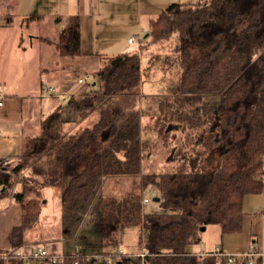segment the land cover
I'll use <instances>...</instances> for the list:
<instances>
[{
  "label": "trees",
  "instance_id": "trees-1",
  "mask_svg": "<svg viewBox=\"0 0 264 264\" xmlns=\"http://www.w3.org/2000/svg\"><path fill=\"white\" fill-rule=\"evenodd\" d=\"M173 37V54L160 62L151 54L145 68V45L135 53L107 58L94 73L100 90L67 102L75 116L94 113L96 121L69 132L64 128L68 119L63 108L56 109L42 121L40 134L26 141L12 176L0 177V198L8 193L10 182L27 170L40 180L38 193L28 200L34 189L26 184L15 194L22 209L20 223L9 234L15 248L23 245L25 234L40 218L47 204L45 188H61L63 213L70 219L80 216L111 180L141 177L139 194H126L123 199L98 194L89 220L99 242L80 235L86 251H73L58 260L51 255L26 261L17 249L2 250L0 264H143L139 253L120 252L125 230L134 225L142 228L144 264H229L217 250L200 253L193 247L201 244L203 227L218 225L221 236L241 233L244 198L263 190L264 0L171 4L152 21L144 41L156 44ZM80 44L79 17L73 16L56 49L62 57H75ZM176 67L177 80L167 81L163 73ZM159 72L166 91L177 99L167 98L162 104L157 132L170 136L179 129L191 137L202 128L203 133L180 148L172 146L168 160H177L176 169L142 175L148 152L141 141L140 98L145 82ZM204 96L215 98L217 104L207 103ZM188 145L202 150L190 154L185 150ZM151 186L159 198H153L158 210L142 206ZM231 257L233 264H249L246 256ZM254 264H262L261 258L256 257Z\"/></svg>",
  "mask_w": 264,
  "mask_h": 264
},
{
  "label": "crops",
  "instance_id": "crops-1",
  "mask_svg": "<svg viewBox=\"0 0 264 264\" xmlns=\"http://www.w3.org/2000/svg\"><path fill=\"white\" fill-rule=\"evenodd\" d=\"M197 2L198 0H0V177L12 176L11 170L22 159L26 141L29 137L40 134L42 121L56 109L63 108L64 118L68 119L64 123L67 131H76L78 127H82L81 121L85 118L87 120L88 116L79 117L77 122V116L71 112L67 102L72 97L91 95L100 90V82L96 80L94 73L103 66L107 58L139 51L140 45H145L144 39L149 35L152 21L171 4L194 5ZM73 16H78L80 21L81 52L75 57H62L56 49V42ZM132 38L134 42L130 43ZM43 46L47 48L43 50ZM76 61L83 65L75 66ZM45 87L55 88L56 93L45 95ZM61 96L66 97L65 100ZM140 107L142 110L141 103ZM94 115L92 113L89 117ZM143 118L142 114V136L147 132L144 129L148 127L143 124ZM262 182L261 193L244 198L242 232L224 236L220 232V243L200 253L221 248L240 258L241 255L253 252L255 248V251L264 256V163ZM10 189L9 193L0 198V217H7L11 223H8L9 228L0 241V249H17L16 252L29 253L36 247H46L51 254L59 257L79 249L74 246L66 250L65 237L61 240L30 241L31 230L25 234L23 245L15 248L9 234L22 218L21 205L15 198V194L22 190L20 181L16 179ZM97 196L96 194L92 198L89 206L94 207ZM44 199L48 204L45 197ZM14 216L17 217L11 219ZM85 237L91 239L88 235ZM90 241L96 244L94 239ZM195 251L198 252L196 249ZM122 253L128 254L124 251Z\"/></svg>",
  "mask_w": 264,
  "mask_h": 264
},
{
  "label": "rangeland",
  "instance_id": "rangeland-1",
  "mask_svg": "<svg viewBox=\"0 0 264 264\" xmlns=\"http://www.w3.org/2000/svg\"><path fill=\"white\" fill-rule=\"evenodd\" d=\"M175 44H176L175 37H173L168 41H163L156 44L154 43L145 44L146 56H144L143 58L144 59L143 67L144 68L146 67L147 61L151 57L150 56L151 54H155L156 56H158L157 57L158 62L163 60L166 57V55L173 54ZM45 48H47V46H43V50ZM79 62L80 61H76L75 66L77 64L83 65L80 64ZM177 69L178 67L174 68L172 72H169V70H167V72L163 73L166 74V76H164L162 73L159 72V74H156L155 75L156 77H153V79L147 77L150 80H148L144 84V88H143L144 96L142 95L140 98L141 99L140 103L142 104L141 111L144 117L143 124L150 127V129H148V131L145 132V134L141 137L143 150H145V152H148L147 158L142 163V168H141L142 175H147L155 172L158 173V172L170 171L172 170L173 167H175L176 169L179 164L177 163V160L176 161L171 160L172 162L168 160L169 151L172 148V146L176 144L179 145L180 148L181 145L189 143L193 137L198 138L203 133L202 128L195 129L194 130L195 135L191 137L189 136L188 132L186 133L179 129L174 130L170 136L164 135L162 133L160 135L157 132L158 131L157 129L161 128V123L159 122V120L162 119L163 117L162 109H161L162 104L166 102L167 98H170V100L172 101H176L177 99L176 95H170L166 91L165 88L166 81L163 83L162 77L160 79L159 76H164V78H167V81H172L173 78L177 80L178 77ZM205 100L207 103L214 102L215 104H217L215 98H211V97L205 98L204 96V101ZM187 110L189 111L191 110V108L187 107ZM79 117L81 116L76 117L77 122ZM95 118H97L96 115L92 117L88 116L87 120L86 118L83 119L84 121H81V123L83 124L82 127L80 128L78 127L79 129L77 128V130H81L85 127L92 125L96 121ZM168 129L169 126L167 130ZM172 136H176V137H174L172 140L170 139V137ZM185 150L191 154L193 152L192 150L196 152L202 149L193 148L191 145H188V147H186ZM23 174L24 175L21 174L17 178L20 181L22 188H24V185L26 184L28 185L29 188L34 189L31 195H27L26 200H28L30 196L31 197L35 196V194L38 193L37 190L40 189L41 185L39 178L34 177L30 170L25 171ZM140 178L141 177H134V178L128 177V178L111 180V182L105 185L104 189H101V191L96 192V194L97 195L101 194L104 197H112V198L114 197L116 199H123L126 194H131L136 196L140 192V187H139ZM14 183L15 181L13 182L11 181L9 184L10 186L8 188L12 189ZM148 190L152 191L153 198H155L157 195L155 186H151L149 189L146 190V192ZM42 193L46 198V200L48 201V204L44 207L43 213H41L40 215L41 217L38 219V221L33 225V227H31V229H29L31 230V232H29L30 241L37 240L40 242L42 240L48 241L50 239L61 240L63 237H65L64 240H65L66 250H68L70 247L78 246V248L81 249L82 251H86L87 248L85 247V244L80 239V237H75L76 236L75 234L88 235L89 237H91L90 240L94 239L96 242H98L97 239L98 232L94 224L91 223V221L89 220V215L93 213L92 212L93 206L87 205V208L80 216L77 217L73 216L70 219V216L68 217V215L63 213V209H62L63 197H62L61 188L59 187L45 188L42 190ZM152 204L153 202H151L149 209L154 208L158 210L159 205L155 204L154 207L153 206L154 204L153 205ZM16 217L17 216H14L11 219ZM8 223L10 222L9 220H7V217L6 219L0 217V241H2L3 236H5L6 229L9 228ZM205 228L206 230L201 232L202 234L201 244H199L196 247L195 246L193 247L194 249L198 250V252H205L206 250H209L210 248H214L216 244L220 243L219 226L210 225ZM142 234L143 232L141 226L134 225L127 228L125 230L124 240L121 249L126 253H133V254L141 253L143 248V246L141 245ZM2 250L3 249H0V254H2L1 253ZM98 251H101V249ZM55 257L58 258L59 256H55Z\"/></svg>",
  "mask_w": 264,
  "mask_h": 264
},
{
  "label": "built area",
  "instance_id": "built-area-1",
  "mask_svg": "<svg viewBox=\"0 0 264 264\" xmlns=\"http://www.w3.org/2000/svg\"><path fill=\"white\" fill-rule=\"evenodd\" d=\"M134 42V39H130V43H133ZM43 92L45 95H51V94H54L56 93V89L55 88H52V87H45L43 89ZM66 97L64 96H61V99L62 100H65ZM0 105H2V103H0ZM151 202H153V194H152V191L151 190H148L147 192L144 193L143 195V199H142V206H143V209L144 210H147L149 208V206L151 205ZM154 204V202H153ZM152 204V205H153ZM217 251V254L218 256H221V257H228V263L229 264H233L234 263V258L231 257V254H228L227 252L225 251H221L220 249H216ZM78 251V250H77ZM122 253V251H120ZM19 256H21L22 258H24L26 261H29L31 259H37V260H43L44 258L48 257V256H51V252H49V250L45 247H36L34 248V250L30 251L29 253H26V252H17ZM1 256V254H0ZM139 257L142 258V261H143V264H144V259H145V256H146V251H142L140 254H138ZM244 256L248 257V263L249 264H254V260L256 257H262L261 258V261H262V264H264V256L261 255L259 252L257 251H253V252H249L247 254H245ZM56 260H58V258L55 257Z\"/></svg>",
  "mask_w": 264,
  "mask_h": 264
},
{
  "label": "water",
  "instance_id": "water-1",
  "mask_svg": "<svg viewBox=\"0 0 264 264\" xmlns=\"http://www.w3.org/2000/svg\"><path fill=\"white\" fill-rule=\"evenodd\" d=\"M154 201H159V198H155ZM205 230H206L205 227H203V228L201 229V231H205Z\"/></svg>",
  "mask_w": 264,
  "mask_h": 264
}]
</instances>
